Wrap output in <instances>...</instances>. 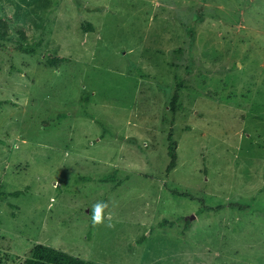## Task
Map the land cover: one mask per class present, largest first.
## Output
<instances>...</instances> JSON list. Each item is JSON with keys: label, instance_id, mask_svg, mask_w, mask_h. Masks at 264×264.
<instances>
[{"label": "rangeland", "instance_id": "rangeland-1", "mask_svg": "<svg viewBox=\"0 0 264 264\" xmlns=\"http://www.w3.org/2000/svg\"><path fill=\"white\" fill-rule=\"evenodd\" d=\"M0 16V188L21 192L0 199V264L38 244L264 264V0H0Z\"/></svg>", "mask_w": 264, "mask_h": 264}, {"label": "trees", "instance_id": "trees-1", "mask_svg": "<svg viewBox=\"0 0 264 264\" xmlns=\"http://www.w3.org/2000/svg\"><path fill=\"white\" fill-rule=\"evenodd\" d=\"M20 37L22 40H27V34L24 30H20ZM10 37V25L8 21L3 17L0 16V47L4 45L2 42L9 40ZM16 49L18 51H25V52H33L34 50L29 46H25L23 42H17ZM67 59L62 56H54L50 55L46 58L45 62L48 67H55L58 68L63 62ZM180 94L179 92H175L172 103H171V112L176 115L181 110V105L179 103ZM169 148H168V155L170 158V163L167 167V172H172L177 168V163L179 160V155L177 153V145L178 142L174 138V128H171L169 134ZM115 173L110 176V178H115ZM108 177L104 178L105 180ZM20 191L15 192H5L0 188V199L7 200L10 196H17L20 195ZM166 223V221H165ZM25 264H100L93 261H88L79 257H76L72 254L64 252L62 250L49 247L47 245L38 244L34 247L31 257H28L25 261Z\"/></svg>", "mask_w": 264, "mask_h": 264}, {"label": "clouds", "instance_id": "clouds-1", "mask_svg": "<svg viewBox=\"0 0 264 264\" xmlns=\"http://www.w3.org/2000/svg\"><path fill=\"white\" fill-rule=\"evenodd\" d=\"M108 206L109 205L103 201H99L92 206L91 222H92L93 227H97V226L104 224V222H105V209H107ZM107 226L113 227V225L111 223H109Z\"/></svg>", "mask_w": 264, "mask_h": 264}]
</instances>
